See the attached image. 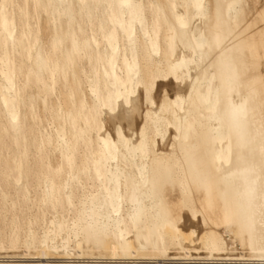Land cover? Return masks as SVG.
Wrapping results in <instances>:
<instances>
[{
	"label": "bare ground",
	"instance_id": "bare-ground-1",
	"mask_svg": "<svg viewBox=\"0 0 264 264\" xmlns=\"http://www.w3.org/2000/svg\"><path fill=\"white\" fill-rule=\"evenodd\" d=\"M0 264H264V0H0Z\"/></svg>",
	"mask_w": 264,
	"mask_h": 264
},
{
	"label": "rangeland",
	"instance_id": "rangeland-1",
	"mask_svg": "<svg viewBox=\"0 0 264 264\" xmlns=\"http://www.w3.org/2000/svg\"><path fill=\"white\" fill-rule=\"evenodd\" d=\"M42 17H43V18H42ZM44 20H45V15H44V16L42 15V16H41V21H44ZM18 248H21V250L16 249L17 251L15 250V251H13V253H10L12 256L15 255V256H14L15 258L13 257L14 261H18V260H19V261H30V260H31L30 262H33V261H35V259H36V261H38V260H37V257H36V256H37V253H38V250H37V251L34 250L35 252L32 250L31 252H33V253H31V255H32V254H33V255H32V256L29 255L28 257H26L25 254H24V253H25V249L23 250V247H18ZM22 250H23V252H22ZM177 250H178V249H177ZM177 250H174V248H173V249L170 250V252H171V253H175V252L177 253V252H178ZM173 251H174V252H173ZM179 252H181V251L179 250ZM179 252H178V253H179ZM53 253H54L55 255H54V254H53V256L50 255L49 259H50L51 261H57V260L55 259V257H58V254L55 253V251H54ZM18 254H19V255H18ZM35 254H36V255H35ZM56 254H57V255H56ZM22 255H23V256H22ZM21 256H22V257H21ZM91 256H92V255H91ZM35 257H36V258H35ZM83 257H84V258H82V261H84V260H86V261H87V260L95 261L96 258H99V257H97V256H95V257L92 256V257L90 258V255H89V256L86 255V256H83ZM104 257H105V258H104ZM17 259H18V260H17ZM26 259H27V260H26ZM32 259H33V260H32ZM93 259H94V260H93ZM97 260H100V261H107V260H109V259H108V257L103 256L101 259H97ZM36 261H35V262H36ZM44 262H45V261H43V263H44Z\"/></svg>",
	"mask_w": 264,
	"mask_h": 264
}]
</instances>
